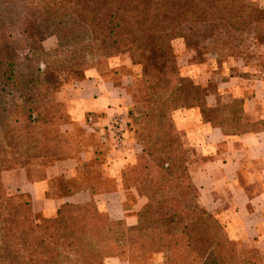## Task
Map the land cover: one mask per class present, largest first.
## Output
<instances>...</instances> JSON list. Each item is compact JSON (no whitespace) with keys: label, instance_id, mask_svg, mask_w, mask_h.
<instances>
[{"label":"trees","instance_id":"16d2710c","mask_svg":"<svg viewBox=\"0 0 264 264\" xmlns=\"http://www.w3.org/2000/svg\"><path fill=\"white\" fill-rule=\"evenodd\" d=\"M33 17L46 24L61 51L76 55L72 72L121 54L140 68L132 84L118 85L131 98L130 124L142 145L122 173L123 187L146 199L135 225L111 220L93 201L64 203L54 217H40L30 195L11 192L2 182L3 172L15 169L21 159L64 161L75 150L66 132L49 135L40 111L43 100L62 84L49 67L39 68L42 50H32L27 62L4 54L14 36L9 26L19 24L17 34L29 41L38 29ZM0 23V94L21 93L24 99L17 117L0 101V264H99L130 249L144 253V260L146 254L167 253L168 264H261L255 250L242 257L220 222L198 205V190L187 170L188 151L172 115L197 107L205 120L228 133L264 129V122H242L241 100L208 107L205 89L181 74L172 43L183 37L187 25L208 23L245 32L261 43L263 7L250 0H0ZM226 42L221 41L223 51L212 53L243 56L245 61L252 57L227 48ZM48 101L50 109H57L52 98ZM74 131L86 135V128ZM98 140L90 147L93 141L84 143L83 149L94 154L72 178L60 179L57 190H110L100 180L101 167L108 163L105 133Z\"/></svg>","mask_w":264,"mask_h":264},{"label":"crops","instance_id":"0c3cea01","mask_svg":"<svg viewBox=\"0 0 264 264\" xmlns=\"http://www.w3.org/2000/svg\"><path fill=\"white\" fill-rule=\"evenodd\" d=\"M248 52L252 57L247 61L243 56L221 57L212 53L210 66L188 64L181 68V74L205 89L208 107L241 100L242 122H264V41L255 43ZM123 64L132 68L130 61ZM114 66L111 62V69ZM133 68L138 72L136 66ZM132 79L126 82L132 84ZM66 102L73 129L86 128L89 140H98L103 133L107 136L108 163L101 167L100 180L110 190L96 194L84 189L69 194L57 190L59 180L72 178L76 168L94 154L92 149H82L77 158L72 156L49 165L34 161V171L23 166L3 172V184L11 192L30 195L33 211L44 218L54 217L64 203L81 205L93 201L97 210L111 220L135 225L136 212L146 199L131 189L139 205L134 209L124 206L128 191L123 187L122 173L142 152L135 127L130 124L131 98L113 78L102 76L94 68L85 71V79L73 88ZM118 119L122 122L116 130ZM172 119L188 151L187 170L198 190V205L220 222L242 257L255 250L264 264V129L228 133L205 120L197 107L176 110ZM115 131H119L117 138ZM99 264L139 263L124 256L105 258ZM145 264H168V254L160 253Z\"/></svg>","mask_w":264,"mask_h":264},{"label":"rangeland","instance_id":"374dc122","mask_svg":"<svg viewBox=\"0 0 264 264\" xmlns=\"http://www.w3.org/2000/svg\"><path fill=\"white\" fill-rule=\"evenodd\" d=\"M250 1L264 8V0ZM31 20H37L36 27H38V29L34 33L35 36H33V38L29 41H25L24 39L21 40V36L17 34L19 24L12 27L9 26V28L12 29L9 31V33H14V36L10 38L12 43L11 47H9L7 51L4 52V54L11 60L27 62L32 58V50H42V52L39 53V68L43 71L46 69V67H49V70L54 75H58V79L60 83L62 82V84H59V86L53 90L54 93H51L50 96L43 100L44 104L41 105L42 108H40V111L42 112V115L44 114L43 118L46 120V129L49 131V135H55L59 131H64L66 132L65 138L67 140H73L75 150L71 155L77 158L76 154L82 150L83 147H85V142L90 143V141H93V143L89 145L90 147L96 142L99 143V140H97L95 137H89V140L86 136L80 133L76 135L74 130L79 129H73L71 123L67 124L68 122H71V117H69V109L67 105L68 102H66V99L71 97L73 88H75L77 84L85 79V71L89 69H97L102 74V76L113 78L115 84L122 86L130 85L131 81L129 84L126 81L131 80L132 78L134 79L136 76H138L140 68L136 66V68H138L137 72L134 70L133 66L132 68H129L128 64H123L125 61L130 60L127 55L121 54L109 59L107 62H96L91 68H78L79 70L77 72H72L74 70L72 68V64L74 63L73 59L76 58V55L61 51V49L58 48L55 36L49 32L44 22L37 19L36 17H33ZM259 38L264 39V34L260 35ZM222 39H228V42H226L228 44L225 43L227 48L231 46L232 48H230L236 52L250 51L255 43H259L250 35H246L245 32L234 33L227 31L226 28L222 26V24L208 23L187 25L184 28L183 37L174 40L172 43L180 71L182 67H185L188 64H209L210 66L212 51L221 52V48H223V44L221 43ZM6 44L7 42L1 40V47H5ZM1 55L3 54L1 53ZM111 62L116 65L113 67V69H111ZM118 64L119 66H117ZM129 76H131V79ZM209 89H211V85L209 86ZM5 94L6 92L0 94V101L2 100L3 102L2 107H7V110H10L14 117L21 116L23 110H20V106L24 103L21 93ZM51 98L53 99V103L57 108L55 110L50 109V106L46 104L47 102H50L48 99ZM59 108L62 110H59ZM67 131L71 133H68ZM106 144V147H108V143ZM88 157H90V155ZM34 161L32 160L28 162L27 160L21 159L19 160L15 169H19L24 166L34 171L35 167L31 166V163ZM54 162L55 159H48L42 161L41 164L49 165ZM127 191L128 194H126L127 197L125 198L124 206L126 208L134 209L139 205V199H137L136 194L133 193L131 189H127ZM40 217L42 216L40 215ZM130 250L131 251L129 253L127 252L125 255L119 257L127 256L139 264H145L146 262L151 263L153 259L159 257V253L157 255L151 256L150 258L146 254V259L144 260V253L137 254V251L134 249ZM138 255H140V259L138 258Z\"/></svg>","mask_w":264,"mask_h":264},{"label":"built area","instance_id":"2783aa9c","mask_svg":"<svg viewBox=\"0 0 264 264\" xmlns=\"http://www.w3.org/2000/svg\"><path fill=\"white\" fill-rule=\"evenodd\" d=\"M121 122H122V120L121 119H118L117 121H116V123L114 124V128L116 127V130H117V126H119V124H121ZM116 133H115V135H117V133L119 132V131H115ZM116 138H117V136H116Z\"/></svg>","mask_w":264,"mask_h":264}]
</instances>
